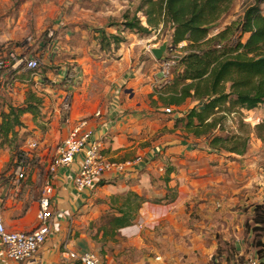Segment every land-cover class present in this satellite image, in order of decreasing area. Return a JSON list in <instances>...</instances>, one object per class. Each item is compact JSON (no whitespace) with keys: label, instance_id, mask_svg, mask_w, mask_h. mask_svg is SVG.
<instances>
[{"label":"crops","instance_id":"obj_1","mask_svg":"<svg viewBox=\"0 0 264 264\" xmlns=\"http://www.w3.org/2000/svg\"><path fill=\"white\" fill-rule=\"evenodd\" d=\"M84 34L86 30L81 36ZM70 37L64 35L65 43L57 45V52L51 57L43 54L44 51L35 54V48L25 50L16 46L10 50L15 56L26 51L29 58L39 57L46 65H51L59 51L64 53L53 62L60 68L47 72V78L32 72L30 77L21 79L17 75L29 69L14 62L0 71V112L8 109V103L23 104L26 93L31 90L42 97V112L47 121L45 132L38 134L32 116L27 113L22 117L27 128L21 133L32 130L26 138L35 135L40 140L39 152L25 180L17 181L12 171L3 173L11 151L7 145L0 149V214L5 227L32 230L37 225L39 199L49 176L53 178L54 187L50 200L54 213L50 237L31 258L3 260L0 264H78L68 259L66 253L89 250L101 252L103 264H213L211 258L216 248L218 226L226 237L229 236L227 228H230L236 244L241 243L238 233L242 224L235 221L241 209L221 210V225L213 218L203 221L190 217L193 209L199 214L210 211L211 181L206 177L210 167L206 165L202 169L206 159L200 152L204 149L202 139H192L190 135L185 139L182 130L173 127L175 118L185 113L190 105L166 107L157 101L154 89L167 82L170 71L154 70L156 60L145 61L147 65L143 71L138 60L133 69L124 70L108 81L96 76L86 78L76 70L75 91L67 95L60 90L62 85L54 86L49 81L56 82L55 77L58 81L64 78L69 65L85 66L87 58L79 55L82 46L70 43ZM3 48L0 55L7 52ZM161 64L155 63L156 66ZM65 96L70 103L68 113L62 108ZM167 108L177 113H168ZM96 111L101 115H95ZM81 118H87L93 136L102 139L105 157L126 162L127 166L121 173H105L91 189L79 192L73 184L79 158L69 166L58 167L52 175L48 168L58 143ZM196 142L201 144L195 147ZM166 164L173 167L170 174L164 171ZM192 180L195 181L190 189ZM241 190L242 197L249 196L245 189ZM127 196L131 200L126 203ZM191 199L202 203L190 204ZM123 203L136 218L111 236L106 232L110 226L106 215H116ZM221 264H227L223 258Z\"/></svg>","mask_w":264,"mask_h":264},{"label":"trees","instance_id":"obj_2","mask_svg":"<svg viewBox=\"0 0 264 264\" xmlns=\"http://www.w3.org/2000/svg\"><path fill=\"white\" fill-rule=\"evenodd\" d=\"M121 1L124 4L125 0ZM98 2L95 10H108L104 9L102 0ZM234 3L235 0H132V5L121 12L119 22L113 18L111 21L114 23L106 28L100 27L96 31L90 29L88 33L93 36L100 51L117 52L122 43L128 46L133 43L128 34L142 35L137 38L141 42L156 31L169 29V48L172 53L178 52L180 56L175 61L167 82L158 84L154 89L157 101L166 107L190 105L174 121V126L182 129L185 139L189 138L188 135L192 139H202L205 147L215 153L245 156L251 134L264 145V0H253L241 17L227 23L222 29L216 28L231 12ZM76 27L78 37L83 30H88L84 25ZM109 28H113L112 31ZM55 44L57 46L56 42ZM22 47L25 50L35 48V54L43 51L41 45ZM6 50L0 57L9 55L11 49ZM59 52L55 60L59 54H64ZM16 55L29 58L26 51ZM163 59L154 61V70L160 68L155 63H162ZM140 61L138 65L143 71L146 60ZM53 62L51 65L43 63L42 66L38 65L36 69L26 70L17 76L24 79L30 77L32 72H38L43 78H47V72L60 68ZM42 104V97L30 90L26 93L23 104L8 103V109L1 110L0 149L7 145L11 151L10 161L2 170L3 173H13L16 164L14 160H20V149L26 136L32 132L21 133L23 128H27L23 115L30 114L38 130V122L46 117L42 112ZM258 106L263 109V117L251 130L248 124L243 123V114ZM170 113L177 111L171 109ZM233 114L240 131L245 129L247 134L237 135L228 131L225 121ZM40 132L44 133L45 128H41ZM12 162L15 164L12 165ZM164 171L170 174L173 167L166 164ZM174 195L175 193L171 198ZM124 200L127 203L131 199L127 196ZM125 206L123 203L116 215H106L110 225L106 232L111 236L117 235L119 228L132 224L136 218L129 207ZM240 209L237 219L242 224L238 233L241 243L236 244L232 230L227 225L224 228H227V237L218 226L216 230L219 232L215 230L216 248L211 258L213 264H221L222 258L227 264H242L248 252L264 262V198ZM225 214L228 218L231 217L230 214ZM213 221L221 225L222 216L219 219L214 217ZM96 253L102 260L101 252Z\"/></svg>","mask_w":264,"mask_h":264},{"label":"rangeland","instance_id":"obj_3","mask_svg":"<svg viewBox=\"0 0 264 264\" xmlns=\"http://www.w3.org/2000/svg\"><path fill=\"white\" fill-rule=\"evenodd\" d=\"M98 1L99 0H0V49L4 47L3 49L5 50H12L16 46L22 47L25 45L29 47L31 44H35L37 46L41 45L44 51V49L53 42L58 43L57 45L59 46L63 45L65 43V40H63L64 35L71 36L70 43H77L83 48L79 55H85L87 58L85 66L82 68L77 66V68H75L74 65H69V71H67L64 78L60 81H58L56 77V82L51 81V79L50 81L48 80L54 86L62 85L60 90L65 91L67 95L75 91L76 70L79 71L80 75L83 74L86 78L96 76L108 81V78L117 77L124 70L128 71L133 69L138 60L145 59L146 61H154L155 58L150 51V47H158L165 41L168 44L166 52L163 55V60H169L173 56L178 55V52L172 53L169 48V29L156 31L141 42H139L137 38H141L142 35L138 34L132 36L128 34L129 38L133 40V45L128 46L122 43L119 52L100 51L99 48H97V43L94 41L93 36L88 32H90V29L96 31L100 27L106 28L110 23H114L111 21L113 18L118 19L119 22L121 20V12L125 10L127 6L132 5V0H125L124 4H122L123 1L121 0H102L104 9H108L105 11L95 10L98 6ZM251 3H253V0H235L231 12L218 23L216 28L222 29L227 23L241 17L244 9ZM79 25H84L88 29L84 37L80 36V34L79 37L77 36L78 32H76L75 29L76 26ZM109 29L112 30L113 28ZM218 29H216V31ZM245 37L246 35L243 36V39ZM4 56L6 57L7 54ZM38 63L41 66L43 65L39 57ZM160 68L162 69V66H160ZM172 68L173 66L170 68V71ZM69 74L71 77L68 76ZM262 114L263 110H261L259 106L254 110L244 112L243 123L248 124L252 130L253 126L262 120ZM234 117L236 116L233 114L225 121L228 131L237 135L247 134V132L244 131L245 129L240 131L238 122ZM44 120L38 122L40 125V127L38 126V134L42 133L40 132L41 128L46 129L47 127ZM178 129L181 128L178 127ZM31 133L32 132H30V134ZM198 143L201 144V142H196L195 147L199 145ZM203 146L204 149L200 150V152L206 155L207 160H204L202 169L204 166L206 167V165L210 167V171L207 172L206 176L209 177L211 181V197L209 200L210 211L205 210L203 214H199L196 213V210L193 209L195 206H193L190 215L193 220L203 219L204 221L206 219L211 221L214 217L219 219L221 218V215H219L221 210L227 211L230 209L242 208V206H247L254 201L263 200L264 145L259 139H256L251 134L245 156L226 152L215 153L205 147V144ZM14 162H16V160H14ZM13 164L15 163L12 162V165ZM33 164L34 163H31V166H33ZM193 181L195 180L190 181V189L192 188ZM200 183H202L201 180ZM242 186L244 187L241 188ZM236 189L240 190L237 192ZM241 189H245L249 196L245 195V197H242ZM234 190L235 192H232ZM199 203H202V201L197 199L194 201L192 199L190 200V204L197 205ZM235 221L236 223L240 222L239 218ZM234 229L236 232L238 231L236 228Z\"/></svg>","mask_w":264,"mask_h":264},{"label":"built area","instance_id":"obj_4","mask_svg":"<svg viewBox=\"0 0 264 264\" xmlns=\"http://www.w3.org/2000/svg\"><path fill=\"white\" fill-rule=\"evenodd\" d=\"M51 34V33H50ZM57 50L53 42L44 49L43 54L48 57L54 55ZM179 53L169 60L162 61V69L170 71V68L179 58ZM24 65L27 69H36L39 65L38 59L18 57L10 53L6 57H0V71L9 67L10 63ZM71 77V75H68ZM65 113L70 109L68 96L62 103ZM168 113L171 108H167ZM95 115L100 116L101 112L96 111ZM40 149V140L37 136H29L25 139L21 147L20 160L16 161L13 174L17 181L25 180L31 171V163L36 159ZM56 154L53 156L49 172L54 174L58 167L71 165L76 158H79V167L73 177V184L77 191L81 192L91 189L105 173H121L126 169V162L112 161L103 154V143L101 138H96L92 134L87 118L78 119L71 126L68 135L63 138L56 147ZM52 176H49L43 187V195L39 199V210L37 212V225L32 230H8L0 214V261H24L31 258L46 242L51 234V221L54 213L50 208V200L54 194ZM141 227V224L138 225ZM66 257L77 261L79 264H103L100 257L94 251H69ZM242 264H264L252 252L246 254Z\"/></svg>","mask_w":264,"mask_h":264},{"label":"water","instance_id":"obj_5","mask_svg":"<svg viewBox=\"0 0 264 264\" xmlns=\"http://www.w3.org/2000/svg\"><path fill=\"white\" fill-rule=\"evenodd\" d=\"M167 42H163L160 46L158 47H152L150 49L153 57L155 58V60H160L161 58H163L164 53L166 52V48H167Z\"/></svg>","mask_w":264,"mask_h":264}]
</instances>
